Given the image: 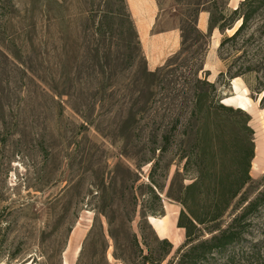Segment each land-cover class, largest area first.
<instances>
[{
    "label": "rangeland",
    "instance_id": "obj_1",
    "mask_svg": "<svg viewBox=\"0 0 264 264\" xmlns=\"http://www.w3.org/2000/svg\"><path fill=\"white\" fill-rule=\"evenodd\" d=\"M156 2L155 30L180 28L182 44L149 70L125 0H0V264L176 259L188 245L168 191L196 174L184 167L196 78L253 130L251 179L216 225L264 187V0ZM201 11L220 33L208 59ZM243 222L239 241L197 264H264V204Z\"/></svg>",
    "mask_w": 264,
    "mask_h": 264
},
{
    "label": "trees",
    "instance_id": "obj_2",
    "mask_svg": "<svg viewBox=\"0 0 264 264\" xmlns=\"http://www.w3.org/2000/svg\"><path fill=\"white\" fill-rule=\"evenodd\" d=\"M235 9L234 11H237ZM235 30L236 36L247 19ZM212 19L209 18V27ZM194 102L192 111L195 115L194 143L185 155V170L193 168L196 174L193 180L181 185L178 189L170 187L168 197L181 205L177 225L185 229L187 247L178 249V256L168 264H197L213 250H221L227 245L239 241L244 232L243 219L264 204V187L256 197L245 200L246 204L239 215H235L226 227L216 225L233 199L251 179L249 175L251 159L254 156V143L251 139L253 130L249 125V115L242 109L219 103L214 83L205 79H197L194 83ZM261 103L264 104V95ZM187 126L191 125L189 119ZM193 127L189 128V133ZM168 135H164L166 141ZM164 146L160 148L163 150ZM155 187L157 184L152 181ZM155 199L159 196L151 187ZM244 202V203H245ZM198 226H204L209 237L198 239L194 234ZM194 235V236H193ZM134 240L137 241L136 236ZM158 248L167 251L171 243L166 239H158ZM153 264L159 263L161 255L155 257Z\"/></svg>",
    "mask_w": 264,
    "mask_h": 264
},
{
    "label": "crops",
    "instance_id": "obj_3",
    "mask_svg": "<svg viewBox=\"0 0 264 264\" xmlns=\"http://www.w3.org/2000/svg\"><path fill=\"white\" fill-rule=\"evenodd\" d=\"M125 2L135 24L146 66L149 70H154L180 50L181 30L178 27L155 30L158 20L156 0H125ZM196 26L201 32L208 30L209 14L207 12L201 11L198 14ZM211 34L212 41L207 59L212 57L213 51L217 48L218 45H214L213 41L218 38L220 33L217 28H213ZM217 41L219 40L217 39Z\"/></svg>",
    "mask_w": 264,
    "mask_h": 264
},
{
    "label": "bare ground",
    "instance_id": "obj_4",
    "mask_svg": "<svg viewBox=\"0 0 264 264\" xmlns=\"http://www.w3.org/2000/svg\"><path fill=\"white\" fill-rule=\"evenodd\" d=\"M214 45H218V41L217 39L215 41H213ZM234 89L235 90H238V87L237 85H234ZM238 93V92H237ZM244 109V108H243ZM150 220H151V217H150ZM152 221V220H151ZM162 223V220H158V224H161Z\"/></svg>",
    "mask_w": 264,
    "mask_h": 264
},
{
    "label": "water",
    "instance_id": "obj_5",
    "mask_svg": "<svg viewBox=\"0 0 264 264\" xmlns=\"http://www.w3.org/2000/svg\"><path fill=\"white\" fill-rule=\"evenodd\" d=\"M148 220H149V218H148Z\"/></svg>",
    "mask_w": 264,
    "mask_h": 264
}]
</instances>
